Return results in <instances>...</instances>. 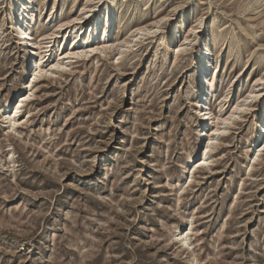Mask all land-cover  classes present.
I'll use <instances>...</instances> for the list:
<instances>
[{
  "label": "rangeland",
  "instance_id": "obj_1",
  "mask_svg": "<svg viewBox=\"0 0 264 264\" xmlns=\"http://www.w3.org/2000/svg\"><path fill=\"white\" fill-rule=\"evenodd\" d=\"M84 1L35 0V47L51 42L31 79L0 0V264H264V0H99L108 40L56 51L62 33L42 38ZM211 41L202 123L194 54Z\"/></svg>",
  "mask_w": 264,
  "mask_h": 264
},
{
  "label": "bare ground",
  "instance_id": "obj_2",
  "mask_svg": "<svg viewBox=\"0 0 264 264\" xmlns=\"http://www.w3.org/2000/svg\"><path fill=\"white\" fill-rule=\"evenodd\" d=\"M251 1L252 0L247 1V4H250ZM34 2L35 0H8V5H6L5 7V10H8L9 15L11 16V25L17 35V44L20 47L30 46V49H28V51L31 55L28 54L27 62H30L29 66L31 67V70L29 77L32 76L31 79H35L42 74V69H40V59L41 57H43V55H40L41 57H39V49L44 48L45 46L43 45L49 47L50 45L47 43L51 42L43 41L41 46L38 45L35 47L36 41L31 35V29L34 27L35 20L37 18V13L33 8ZM5 3H7V1ZM41 3L43 5V8H45L46 0H41ZM99 3V0H85L78 12L73 17L60 21L56 26V28L58 27L57 31L49 33L42 39H50V37L53 36L55 32L56 34L62 33L61 35H59V40L56 42V51H60L65 43H67L70 47L81 44L86 48V50L85 48L83 50L84 54L94 51V48H92L91 44L95 43L100 38H103L104 42L107 41L112 30L117 26V22L112 18L111 14L113 10L112 5H110V3L106 5H101ZM52 13L53 12H50L49 16L53 15ZM164 17L165 16L161 17L159 21ZM203 17L204 15H200L199 19L201 20V18ZM85 23L87 24L85 25ZM138 29L142 30L143 28ZM216 43V41H211L208 44L200 43L197 49H195L194 54V60L197 69L194 77L196 87L194 89L193 96L196 105V119L198 122L202 123L207 120V117L209 115V100L213 96L212 92L215 85L213 84L215 74L213 71H211V68L214 66L213 58L216 54ZM178 47H180V45H177L176 48ZM67 54L75 56L79 55L78 53L70 50L67 52ZM55 66H58V64H55ZM32 69H34V71L31 74ZM38 73L39 75H37ZM239 78H241V75L239 76ZM257 81H264V77L260 76L255 80V82ZM199 85H202V87L200 89H197ZM262 94L263 92L254 90L253 88L248 90V92L243 96L241 102L237 103L233 110H247L250 106V102L253 99L261 96ZM17 98L19 99H16L17 105L14 108L15 114L20 110V106H22L23 104L25 94H20L17 96ZM260 106L261 109L255 124V131L257 134L261 133L262 125L264 123V101ZM232 115L233 112H230L227 117L223 118V120H229ZM213 131V133H215L217 129H214ZM208 138L209 136H206V139ZM205 147L206 148L203 150V152H200L203 158H206L205 156L207 154V146ZM197 154L198 153H196L195 155ZM200 158L201 157H199V159ZM197 162L198 161L196 159H193V156H191L187 161V165L193 168L195 167V164ZM179 228L180 230H177L176 235L183 234V232L187 230V224H183L178 227V229ZM181 241L183 245L187 244L186 237L182 238Z\"/></svg>",
  "mask_w": 264,
  "mask_h": 264
},
{
  "label": "snow or ice",
  "instance_id": "obj_3",
  "mask_svg": "<svg viewBox=\"0 0 264 264\" xmlns=\"http://www.w3.org/2000/svg\"><path fill=\"white\" fill-rule=\"evenodd\" d=\"M37 75H39V73Z\"/></svg>",
  "mask_w": 264,
  "mask_h": 264
}]
</instances>
